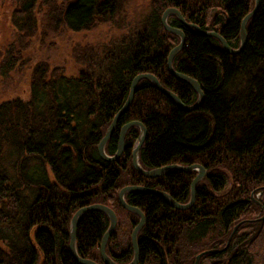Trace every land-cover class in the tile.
I'll list each match as a JSON object with an SVG mask.
<instances>
[{
	"label": "trees",
	"instance_id": "16d2710c",
	"mask_svg": "<svg viewBox=\"0 0 264 264\" xmlns=\"http://www.w3.org/2000/svg\"><path fill=\"white\" fill-rule=\"evenodd\" d=\"M252 1L150 0L147 13L131 26L124 0H11L13 38L0 52L1 81L27 64L23 51L36 33L43 39L48 32L106 24L122 33L96 50L74 47L81 66L75 75L34 62L26 69L27 97L0 100V264H80L69 255V220L92 202L114 211L105 253L125 264L133 255L130 233L139 218L120 205L119 189L140 185L188 201L195 170L144 177L132 167L137 126L127 129L115 160L100 158L97 144L139 73H152L184 104L195 102L192 87L166 70L167 54L179 41L161 24L167 6L236 48L239 23ZM168 24L185 37L172 67L198 82L201 104L183 111L141 79L104 151L113 155L120 126L139 121L146 128L137 155L142 168L197 163L206 173L187 209L170 207L151 193L124 195L145 216L137 233V264H194L196 254L211 248L218 251L203 254L197 264H264V0L246 22V43L235 54L225 52L216 38L182 26L174 15ZM108 223L104 212L81 216L75 232L80 257L104 264L99 244Z\"/></svg>",
	"mask_w": 264,
	"mask_h": 264
},
{
	"label": "water",
	"instance_id": "95a60500",
	"mask_svg": "<svg viewBox=\"0 0 264 264\" xmlns=\"http://www.w3.org/2000/svg\"><path fill=\"white\" fill-rule=\"evenodd\" d=\"M259 1L260 0H253L252 1L253 2L252 9L243 16V18L241 19V22L239 23L240 24V27H239V44H238V47H236V48L230 47L228 45V43L226 42V40L219 33L215 32V31L203 30L199 26H197L196 24L187 22L183 18V16H181V13L174 7H168L167 6V8H165L163 10V12L161 13V16H159L161 24L164 27V29L179 37L178 43L174 47H171V49L169 50V52L167 54V58H166V68L167 69L166 70L172 76L187 82L192 87V89L196 92L197 98L195 99V102H193L192 104L186 105L177 97V95L174 92H172V90H169V89L165 88L164 86H162L159 83V81H157V78L152 73H139V74L135 75L131 79V81H129L130 85H129V90H128L127 96L125 98V101L122 103L120 109L115 114H113V117H112L110 124L107 126L104 135L100 138V140L97 144V152H98V155L100 156V158H102L106 161H111V160L117 159L118 156H120L122 154V150H123L122 145L124 143V136H125L127 129L131 126H137L139 129V133L137 134L138 136H137L136 141H135L133 148L131 150V164H132V167L139 174L143 175L144 177H157L159 175L166 173L169 170L176 168V169L182 170V171L195 170L196 175L193 177V179L191 180V182L189 184L190 185L189 195H188L189 199L186 203H179L175 199L170 197V195L167 192L156 189V188L154 189V188L144 187V186H140V185H125L119 189L118 194H117V198H118L120 205L125 210L136 214L139 218L138 222L133 227V229L130 233V240L129 241H131V247H132L133 255H132L131 260L125 264H137L138 263L139 251H137L138 250L137 233H138L139 229H141V227L144 225L145 216L140 209H138L135 206L129 205L125 201L124 195L130 191H140V192H145V193H151V194L161 198L166 203V205H169L170 207H173L176 209L177 208L178 209H187L194 202L195 186H196L197 182L200 181L205 176V173H206L205 169L197 163L187 165V166L179 165V164H167V165L160 166V167L153 168V169L142 168L138 162V156L137 155H138L139 148L145 139L146 128L139 121H131V122L129 121L125 124H122V126H120V129H119V132L117 135L118 137H117L116 150H115L113 155H107L104 151L103 146H105V143L110 138V135H112L119 117L129 107L130 102L132 101L133 96H134L136 85H137L139 80H141V79L149 80L157 90H159L161 93H163L164 95L169 97L174 102V104L178 108L182 109L183 111H190V110L196 109L201 104V102L203 100V94H202V91L200 89L198 82L195 79H192L191 77H189L188 75H185L183 73H180V72L174 70L172 67V58L175 56V54L184 45L185 37H184L183 31L180 28L173 27V26L168 24L167 17L169 15H174L178 19V21L180 22V24L182 26L192 29L196 34H198L200 36H212V37L216 38L220 42L222 49L225 52L235 54V53L240 52L246 43L247 35L245 34L246 33L245 25H246V22L257 11V8L259 6ZM251 196H252V193H251ZM87 211H100L102 213L104 212V214L108 217L109 223H108V226H107L106 230L104 231V233L101 237V241L99 244L100 258L104 264H119V263H116L111 257H109L105 253V246L107 243L106 241L110 237V235L113 232L115 225H116V215L110 207H108L107 205L101 204V203H93L92 202V204L78 208L72 214V216L69 220V226H68V230H69L68 250L70 253L69 255H71L72 258L80 264H97V262H95L91 259H88L85 257L84 258L80 257L76 251V244H75L76 243V233H75L76 232V226H77V223H78L79 219L81 218V216ZM238 224H236L232 228V230L229 234L228 240L232 236V234L235 231ZM228 240L226 242V245L228 243ZM217 251L218 250L211 248V249H207V250H203V251L199 252L198 254H196V256L194 258V264L198 263L199 258L203 254H206V253L212 254V253H215Z\"/></svg>",
	"mask_w": 264,
	"mask_h": 264
},
{
	"label": "rangeland",
	"instance_id": "374dc122",
	"mask_svg": "<svg viewBox=\"0 0 264 264\" xmlns=\"http://www.w3.org/2000/svg\"><path fill=\"white\" fill-rule=\"evenodd\" d=\"M10 2L11 0H0V52H3L1 54H4L6 45L13 38L12 28L8 21ZM149 6L150 0H124L123 13L130 21L131 26H134L140 17L147 13ZM170 16L167 17V22ZM38 25H40V21ZM121 33V29L115 30L114 27L107 24L90 31H59L55 34L48 32L43 39L36 33L31 44L23 51V58L27 60V64L16 68L22 70L12 73V78L6 81L0 79V100L15 95L22 98L27 97L28 70L26 69H29V65H33L34 62L44 61L50 67L62 69L66 75H75L81 66L76 63L74 58V47H91L96 50L100 43Z\"/></svg>",
	"mask_w": 264,
	"mask_h": 264
}]
</instances>
